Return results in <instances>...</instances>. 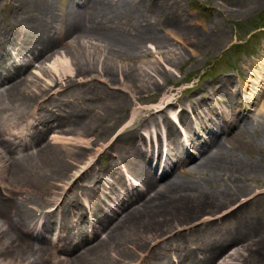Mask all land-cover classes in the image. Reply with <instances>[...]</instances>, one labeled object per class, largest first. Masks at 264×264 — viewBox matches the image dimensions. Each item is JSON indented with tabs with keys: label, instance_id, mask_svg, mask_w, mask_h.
<instances>
[{
	"label": "bare ground",
	"instance_id": "bare-ground-1",
	"mask_svg": "<svg viewBox=\"0 0 264 264\" xmlns=\"http://www.w3.org/2000/svg\"><path fill=\"white\" fill-rule=\"evenodd\" d=\"M4 1L9 8L0 18V264H128L134 253L149 264H173L162 252L148 249V238L159 236L155 234L174 220L226 207L249 194L243 182L247 177H264L263 167L230 150V144L248 143L256 120L244 117L242 110L231 116L227 113L228 108L244 102L243 88L251 89L260 77L259 65L253 64L252 71L243 66L248 80L241 78L242 89L233 76L222 77L202 98L181 104L178 114L170 110L174 100L169 95L151 108L136 105L131 117L137 116L131 124L112 134L124 121L121 110L126 111L130 101L118 88L132 93L133 101L140 104L141 93L158 85L152 79L153 86L148 85L139 67L127 60L145 55L146 42L166 46L154 30L158 19L173 32L185 30L189 17L181 4L171 0H71L67 12L61 14L56 0ZM263 4L264 0H251L250 8ZM16 46L20 55L30 58L5 67L2 58ZM96 49L102 58L93 54ZM260 58L264 60V48ZM42 59L51 63L56 78L46 77L45 86L34 85L28 67ZM114 61L122 63L120 87L105 89L106 94L90 90L88 81L96 75L106 77L108 84L115 83L118 68ZM42 69L47 72L45 66ZM156 71L168 76L166 69ZM74 73L81 79H75ZM53 82L64 86L49 93ZM98 98L106 103L102 113L92 105L79 106L85 99L93 103ZM258 112L264 113V100ZM203 113L208 114L206 121ZM193 120H199V132L194 130V136L187 138L191 153L184 157V149L176 151L169 140L180 135L179 123L191 130ZM161 126L167 144L159 135ZM101 133H106V139L111 137V143L99 142ZM85 146L92 150H84ZM97 152L109 156L106 165L96 167ZM70 158L77 165L74 175L69 173L73 168L67 163ZM150 161H159L158 167L165 164L160 177L153 172L157 165L152 168ZM196 173L206 174L210 181L219 177L225 186L207 190ZM183 175H193V179ZM260 192L246 200L261 196ZM99 196L114 200L112 212L102 209ZM246 200L236 208H243ZM86 222L96 229L83 231ZM237 225L234 232L208 236L195 247L175 248L180 251L175 264H264L261 224L241 220ZM100 230L106 236L99 237ZM46 232H55V240L63 245L56 247ZM132 241L131 254L125 244ZM229 245L234 249L225 255ZM159 247L172 250L164 242Z\"/></svg>",
	"mask_w": 264,
	"mask_h": 264
},
{
	"label": "rangeland",
	"instance_id": "rangeland-1",
	"mask_svg": "<svg viewBox=\"0 0 264 264\" xmlns=\"http://www.w3.org/2000/svg\"><path fill=\"white\" fill-rule=\"evenodd\" d=\"M70 1L71 0H56L58 12L65 14L67 12L66 7L70 4ZM171 1L181 4L184 14L189 17V22H187L186 28H183L185 29L183 32H180V30L173 32L170 30L171 27L169 29V26L162 24L158 19L157 22L153 23L154 30L166 40V46L160 48L156 44V41L155 43L146 42L147 53H145V55H141L137 58L134 57V60H127V62H131V64L139 67L137 69H139L145 82H148V85L153 86V82H158V85L154 89H146L145 92L141 93L142 97L139 100L140 104H138L137 101H133L132 93L122 91L118 88L119 92L128 94L130 101L126 111L123 109L121 110V113L125 115L124 121L120 127H116V129L113 130L112 134L116 135L117 132L124 130L126 126L131 124L133 118L135 119L137 116L136 113L134 117H131L132 110L136 105H142L140 107L142 109L144 107L151 108L157 106V104L162 101L161 99H164L162 98L163 96L169 95L171 96V100H174V104L170 105V110H175L177 111L176 114H178L181 104L187 105L194 102V100L202 98L222 77L233 76V82L242 89V83L245 79L248 80L245 73L247 72V68L245 67L243 69V66H249L252 71L254 68L253 64L259 65L262 68V72L259 74L260 77L256 79L251 89L247 90L243 88L242 95L245 97L244 102L241 105L232 104L234 107L228 108L227 113L231 116L233 112L242 110L244 112L242 114H246L244 117L256 120L255 130H251L250 134H248V143H233L230 144L232 146H229L233 155L264 168V113L258 112L264 100V60L260 58V52L264 48V4L257 8H250L251 0ZM8 8L5 1L0 0V18L5 17V11L8 13ZM60 48L66 50L63 47ZM97 52L98 50L93 54H96V57L102 58L103 54L101 55V53ZM28 58H30V55H20V53H18V46H16L15 49H10L9 55L6 56V58H2V60H4L3 65L7 67L12 64H17V62H24L28 60ZM114 62L115 66L119 69H116L115 83L108 84L109 82L106 77L96 75L92 81H88L87 87L90 90L102 94L105 89L112 90L115 86L120 87V80L122 79L120 69L122 63L120 61ZM44 66L47 68L46 73H44L45 71L42 69ZM50 67L51 63L43 59L33 61L32 64H30L27 74L29 78L34 81V85L40 84L41 86H45L46 77L55 80L56 75L51 71ZM0 69H2L1 66ZM155 69H158V71L166 69L168 76L164 77L162 73L155 72ZM146 72H149V75ZM92 74L94 75V73ZM145 74H147V76ZM136 76L138 77L137 74ZM73 77L75 79H81V76L75 73ZM86 78H91V76H86ZM149 79H152L153 82ZM62 82H64V80ZM60 86L61 84L57 83L54 85L53 82V86L49 93L63 88L64 85ZM56 92H59V90ZM62 94L65 93L63 92ZM104 94H106V92H104ZM239 101H241V99H239ZM93 103H91V100L85 99L80 102L79 106L83 108L86 105H92L95 111L99 110L102 113V109L106 104L105 100L98 98ZM205 110L208 112L207 109ZM91 114L94 115L93 112ZM203 115L202 118L206 121L208 114L203 113ZM211 115L214 116V114L209 112V116ZM198 123L199 120H193V128L191 130L184 129V126L179 123L178 129L181 133L177 137H172V139L169 140L171 148H174L178 152L181 151V148L184 149L185 144L188 143L187 138L194 136V130H199V126H197ZM21 127H23V123H21L17 129L20 130ZM147 130L149 133L151 132L152 135V131L149 127ZM141 132H143V129ZM158 132L160 133L159 135H162V142L164 141L167 144L166 132L162 126L158 128ZM100 135L99 142H104L105 145L111 143L112 139L111 137L106 139V133H101ZM92 138H95V136ZM109 139L111 140L108 141ZM201 139L202 137L200 140ZM154 141L159 144L157 138H154ZM83 149H86V151L92 150V148L89 150L86 146ZM190 150V146L187 144L186 150L182 155L186 157L188 153H191ZM155 152L157 153V150H155ZM87 157L86 153L85 158ZM108 160L109 156L107 154L99 155L98 152L94 158L96 167L106 165ZM71 161H74L73 158L68 159L67 163L74 169L72 168L69 173H73L74 175L77 165H72ZM152 164H154V162L150 163L151 167ZM163 169L164 165H162L160 169L155 168L153 172L160 177L161 173H163ZM205 175L196 173L197 177L204 180L203 184L205 189L221 190L225 186V183H223L222 179L219 177L210 181L206 179ZM183 177L193 179V175H183ZM243 182L244 185L247 186L246 191L249 194L238 197L237 201L226 205V207L209 208L205 211H199L192 218H184L183 221L174 220L168 228H164L163 232L155 234L159 236L148 238V249L156 251L155 254L162 252L167 258L172 260L173 264H175L174 261L177 258L178 252H180L175 248H185V246L195 247L202 240L209 238L208 236H214L217 233L226 235L228 232H234L238 226L237 224H239L241 220H250L257 224L259 222L262 230H264V177L261 175H256V177L249 176ZM121 185L122 184L119 183L116 184L117 187L122 189ZM140 187L141 185L138 186V189H140ZM258 191H262L260 192L261 196L250 198L249 201L246 200L247 197H252V195L256 194ZM90 196L91 199L94 198L92 194H90ZM99 197L98 199L101 200L102 209L108 213L112 212L111 206H114V200L110 202L108 198H105L106 196ZM104 198L105 201L107 200L106 203L109 202L107 206L103 203ZM244 199L247 201V204H245L243 208L237 209L236 206ZM71 220H73V217H71ZM200 225L202 227H198ZM87 226L88 222L82 224V230H89L90 227ZM192 227L198 228L194 230ZM92 229L95 230L96 228L92 227ZM36 231L38 232L39 229H36ZM54 233L55 232H53V234L46 232V235L56 247L62 246L63 243H61V241L58 242L53 238L55 237ZM178 233L179 237H177ZM104 236H106V231L100 230L99 237ZM132 240H134V238ZM163 242L167 244V248H172V250L160 248L159 246L163 244ZM132 243H134V241L125 244L127 249L131 251V254L134 249ZM233 249L234 248L229 245L225 255H228ZM145 252L146 251L143 253ZM112 254L114 256L113 258L117 259L115 252ZM137 257H139L138 260ZM252 258L254 259L255 257L253 256ZM219 260H222V258ZM129 261L128 264H133V262L134 264H138L141 261L143 262L142 264L150 263L149 261L142 260V257L139 254L135 255V253L132 254ZM215 264H219V262L217 261Z\"/></svg>",
	"mask_w": 264,
	"mask_h": 264
}]
</instances>
